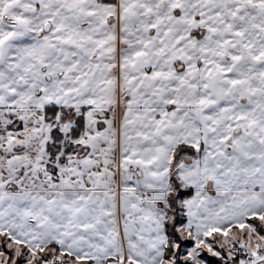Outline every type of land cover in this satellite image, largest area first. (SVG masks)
I'll return each instance as SVG.
<instances>
[{
	"label": "snow or ice",
	"instance_id": "snow-or-ice-1",
	"mask_svg": "<svg viewBox=\"0 0 264 264\" xmlns=\"http://www.w3.org/2000/svg\"><path fill=\"white\" fill-rule=\"evenodd\" d=\"M0 264H264V0H0Z\"/></svg>",
	"mask_w": 264,
	"mask_h": 264
}]
</instances>
